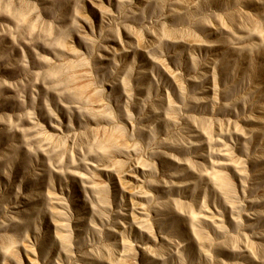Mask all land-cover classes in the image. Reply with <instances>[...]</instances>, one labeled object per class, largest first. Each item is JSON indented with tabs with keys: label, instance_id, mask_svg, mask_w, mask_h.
<instances>
[{
	"label": "rangeland",
	"instance_id": "obj_1",
	"mask_svg": "<svg viewBox=\"0 0 264 264\" xmlns=\"http://www.w3.org/2000/svg\"><path fill=\"white\" fill-rule=\"evenodd\" d=\"M0 264H264V0H0Z\"/></svg>",
	"mask_w": 264,
	"mask_h": 264
}]
</instances>
